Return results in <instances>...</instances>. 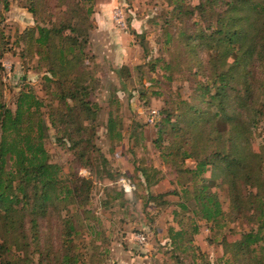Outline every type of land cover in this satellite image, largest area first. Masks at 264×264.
Returning <instances> with one entry per match:
<instances>
[{"label":"rangeland","instance_id":"rangeland-1","mask_svg":"<svg viewBox=\"0 0 264 264\" xmlns=\"http://www.w3.org/2000/svg\"><path fill=\"white\" fill-rule=\"evenodd\" d=\"M199 1L0 0V102L15 110L21 93L34 92L43 101L40 113L47 124L44 146L50 162L61 167L63 177L88 181L81 182L84 193L89 188L81 206L61 212L75 214L70 246L79 257L76 264H238L224 245L255 227L250 210L241 218L227 216L216 226L194 214L192 198L189 208L181 210L180 190L196 183L178 169L194 167L195 161L183 159L182 152L173 163L165 160L163 139L169 142L173 136L167 132L157 139L160 111L161 116L165 109L173 111L174 121L184 104L193 101L196 83L203 80L196 63L205 55L193 60L183 34L192 32L193 22L204 25L194 9ZM174 4L185 13L174 11ZM190 8L193 13L188 14ZM75 23L77 31L66 28ZM38 26H64V35L77 34L81 41L74 49L79 66L68 77L83 76L87 89L82 97L96 106L80 116L81 128H69L70 134L65 130L66 107L55 98V109L66 116L51 119V94L60 88L47 70L41 48L32 41ZM110 114L120 137L107 133ZM246 133L241 147H264V120ZM74 139L83 142L74 148ZM143 168H149V183ZM201 177L227 211L221 169L209 166ZM37 223L47 252L41 256L32 243L28 258L20 264H59L62 221L57 215H43ZM170 227L184 228L185 251L173 250Z\"/></svg>","mask_w":264,"mask_h":264},{"label":"trees","instance_id":"trees-1","mask_svg":"<svg viewBox=\"0 0 264 264\" xmlns=\"http://www.w3.org/2000/svg\"><path fill=\"white\" fill-rule=\"evenodd\" d=\"M173 9L185 13L178 4ZM194 9L204 25L193 22L192 32L183 34L185 49L193 60L205 55L196 63L203 80L196 83L193 101L184 104L174 121L170 120L175 115L173 111L165 109L162 116L160 111L157 139L167 132L173 136L169 142L163 139L165 160L173 163L182 152L183 159L195 161L194 167L180 165L178 169L196 183L194 188L189 185L180 190V209H188L187 201L192 198L196 204L194 214L215 226L227 216L241 218L245 210H250L255 227L243 231L237 240L227 241L225 252L230 251V257L238 264H264V147H241V142L247 141L246 130L257 129L264 120V0H200ZM86 10L90 13L91 7ZM187 12L193 13L191 8ZM66 28L77 31V24ZM64 29L38 26L37 37L32 33L31 37L34 45L41 48L47 70L60 88L51 94V119L66 116L64 111L55 109V98L66 107L65 130L70 134L69 128L80 129V116L91 112L96 104L83 99L87 86L81 74L68 77L79 66L74 49L81 41L77 34L64 35ZM196 100L198 104H194ZM42 105L43 101L32 91L21 93L15 110L0 102V264H20L28 258L32 243L41 256L46 254L47 246L37 223L43 215H57L65 227L57 255L59 264H76L79 259L70 246L76 233L71 221L75 214L61 212L70 206H81L89 189L86 186L84 193L81 182L88 181L67 179L62 176L61 167L50 162L44 146L47 124L40 113ZM117 128L110 114L107 133L120 137ZM181 138L184 139L179 143ZM82 142L83 139H74L72 145L77 148ZM209 166L221 169L227 211L203 183L201 176ZM148 171L149 168L142 169L147 183L150 171L157 170L150 167ZM241 183L247 186L244 190ZM169 233L173 250L185 251L184 228L170 227Z\"/></svg>","mask_w":264,"mask_h":264}]
</instances>
